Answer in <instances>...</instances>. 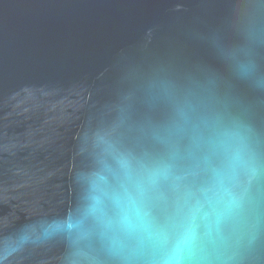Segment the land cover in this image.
<instances>
[{
	"label": "water",
	"instance_id": "1",
	"mask_svg": "<svg viewBox=\"0 0 264 264\" xmlns=\"http://www.w3.org/2000/svg\"><path fill=\"white\" fill-rule=\"evenodd\" d=\"M189 187L231 210L181 264H264V0H0V264H175Z\"/></svg>",
	"mask_w": 264,
	"mask_h": 264
},
{
	"label": "snow or ice",
	"instance_id": "2",
	"mask_svg": "<svg viewBox=\"0 0 264 264\" xmlns=\"http://www.w3.org/2000/svg\"><path fill=\"white\" fill-rule=\"evenodd\" d=\"M160 177L157 173H148L142 178H136L131 174L126 183L119 187L120 195L115 197V207L110 204L106 205L108 211L112 213L113 219L109 226L119 224L121 226L132 228L129 222L127 211L128 206H139V210L143 211L144 228L149 230L156 225V217L152 215V193L157 190ZM166 180L167 177L165 176ZM103 196L106 201H113L114 195L109 192H104ZM222 202L211 203L207 202L206 197H201L197 194L194 187H189L182 198H177L173 201V208L177 223L173 228H179L180 231L169 235L166 229H162L158 235L160 242L165 246H171L175 264H181L185 259L183 255L185 249L189 251L199 242V229L203 227L206 234L210 235L212 230H218L220 224L231 210V205H223ZM190 258V257H188Z\"/></svg>",
	"mask_w": 264,
	"mask_h": 264
}]
</instances>
